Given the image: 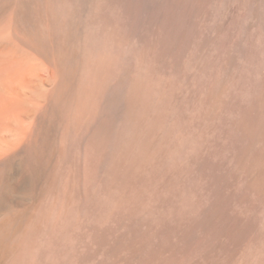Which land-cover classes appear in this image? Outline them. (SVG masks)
I'll return each mask as SVG.
<instances>
[{
	"label": "bare ground",
	"instance_id": "obj_1",
	"mask_svg": "<svg viewBox=\"0 0 264 264\" xmlns=\"http://www.w3.org/2000/svg\"><path fill=\"white\" fill-rule=\"evenodd\" d=\"M242 1L245 21L253 22L260 31L256 42H253L244 71L246 74H233L238 58L236 44H228L221 53L216 50L212 53L208 47L212 55L203 63L201 76L193 84L194 91L205 92L199 101L193 102V106L201 111L217 105V113L213 111L211 121L215 122L220 133L229 135L236 144L231 145L232 162L244 177L243 200L252 203V209L258 207L263 210L264 52H261L264 45V0ZM207 2L0 0V206L16 199V190L21 189L20 186L18 189V181L20 178L22 181V177L17 180L14 177H18L15 175L20 173L18 168L22 161L26 162L28 171L35 168V153L26 152L20 157L19 150L26 145L62 147L65 153L61 175L68 178L72 172V155L78 151V122L82 117L89 121L84 130L98 121L102 132L99 140L110 145L116 155L122 146L128 148L132 145L133 132L138 125L133 108L134 96L139 91H135L137 83L166 75L173 78L182 70L190 47L195 44L198 48L205 47V35L199 39L193 27L198 25L196 19L199 14L196 11L206 10ZM241 54L244 55L243 52ZM88 61L96 64L97 71L91 70ZM96 77L99 82L94 85ZM226 79L228 84L225 88ZM221 85L225 90L222 89L223 92L214 96L211 102L207 91L213 93ZM157 97L159 99V95ZM188 119L191 122L189 116ZM188 127V124H182L176 129L183 142L189 140ZM184 146V143L179 144L177 167L172 172L178 174L179 187L156 198L148 212L137 210L135 200L123 191L121 181H116L111 172L107 175L105 166L97 178L94 161L88 163L93 177L77 174L78 183L71 196L69 188L64 192L60 189L59 195L54 190L49 192L44 206L42 203L41 210L40 206L37 209L41 216L36 212L35 224L27 223L32 229L25 230L29 238H35L33 243H38L36 256L31 253L35 264H134L137 258L154 261L150 258L157 251L161 253L173 248L172 241L168 245L169 238L181 227L186 228V233H190L191 227L196 231L204 219L209 224L211 220H220V225L216 226L212 249L190 250L188 255L194 260L192 264L209 261L211 264H230L229 255L250 233L255 219L248 221L233 216L235 213L230 214L228 202L231 199H228L223 178L227 168L207 160L201 161L195 152L186 155L184 150L187 147ZM193 159L201 161L203 170L211 167V190L206 201L202 177L193 176L184 183L186 171L191 170L188 162ZM13 173L14 179L11 178L8 184ZM232 196L235 197L234 194ZM196 199L199 209L190 221L185 219L184 213L173 212L177 204L187 205L189 201L188 206H192ZM4 207L5 204L0 207V264H29L28 260L23 263L26 256L22 262L16 261L26 225H20L18 210H3ZM25 243L28 245L27 241ZM168 257H173V254ZM258 264H264V259Z\"/></svg>",
	"mask_w": 264,
	"mask_h": 264
},
{
	"label": "rangeland",
	"instance_id": "obj_2",
	"mask_svg": "<svg viewBox=\"0 0 264 264\" xmlns=\"http://www.w3.org/2000/svg\"><path fill=\"white\" fill-rule=\"evenodd\" d=\"M207 1L209 3L207 2L206 10L200 9L196 11L199 14L198 19H196V24L198 25L193 27L194 30L196 28L195 31H197V35L199 36V39L205 35L206 37L204 40L205 47H203V49L205 50H203L201 47L198 48L197 44L190 47V49L187 51L188 53L184 57L182 70H180L178 74H175L173 78L171 75H166L156 79L149 78L147 80H142L137 83L136 86L137 89H135V91L139 90L137 92L139 93L141 92V94L139 95V93L136 92L133 100L134 101L133 108L135 110L136 117H138V125H136L133 132L134 136H133L132 145H130L128 148H124L122 146L119 149V154L116 155L115 151L112 150L110 145H104L99 140L101 138L102 132H100L99 123L97 124L98 121H94L93 125H91L92 127L90 126L89 129L84 130L83 129L84 125L87 124L89 121H87L86 117H82L81 120L78 122V128H79L78 131L80 135L79 136L80 142H78L77 145L78 151L76 154L74 153L72 155L71 158L72 172L71 174L69 173L67 179H65L64 176L62 177L61 175V170H62L61 163L63 161V156L65 151L62 147L59 148V145H26L24 148H21L19 150L20 157L22 155H25L26 152L27 153L33 152L36 154V155L34 154L35 159L37 158L34 164L35 168H32L33 170L32 172L28 171L26 162L24 160L19 165L20 166L19 168L18 166L16 167L18 168L20 175L16 174L15 171L17 170L15 169L14 173L16 175L14 173L11 174L9 177V182L7 183L8 184L11 183V181L14 178H15L14 180H17L20 177H22V181L21 178L18 181V183L20 182L19 183L20 185L17 184L18 189L19 186L21 188L19 189L20 191L16 190L17 200L14 199V200H10V202L7 201L6 203L3 204L1 203V206L5 204L3 210H9V209L18 210L20 215L19 217L21 218L20 225L27 226L23 228L24 231L25 230L28 231L29 228H30L29 230L32 229L30 224H32L34 221L36 222L37 219L36 212H38L41 216V211L39 212L37 209L42 203L43 205L41 206H44V203H46L45 199L48 197L49 192L54 190V192L57 191L58 193L60 189L63 192L64 190L66 191V189L67 191L70 189L69 196H71L72 192L74 191L73 189L76 188L78 183V182L76 183L77 174H80L81 177H86L87 175L93 177L92 172H90L91 168H89L90 166L89 164H91L90 161H94L95 165L97 166L96 167L97 178H100L99 176L101 174V170H104L102 168H104L105 166L106 170H108L107 175L111 172V174L115 176L116 181H121L122 183L121 186L123 191L126 192L130 196V198H133L135 200V204H136L135 207L137 208V210L140 213H142L143 209H145L148 212L149 209L152 207V204L154 203V200L156 198L163 197L167 193L173 192L176 189V187H179V183L176 180L178 174L174 175L172 172L175 171L177 167V161H178L177 153H178L179 144L181 145V143H184L185 144L184 147H187L184 150V152H186V155H190L193 152H195L197 156H200L199 158L201 161L207 160L210 161V163L214 162L216 166L220 165L222 168H227L226 172H223V178L226 180V193H228V199L229 198L231 199V202L229 201L230 199L229 200L227 199L229 201L228 204L230 203L228 206V208L230 209V214L235 213L233 216H237L240 218L243 217L242 219L248 221L255 219L254 220L255 222L252 226L250 233L245 237V239L242 241L239 247L234 249V252H232L229 255L230 264H258L260 260L264 259V208L263 210H261L258 207L256 209H252L251 207L252 203H250L247 199L243 200L244 199L243 196H245L244 177L242 176L241 172L239 173L237 171L234 163L232 162L233 148H231L232 147L231 145H236V144L230 139L229 135L220 133L218 128H216L217 126L215 125V122L211 121L212 115L214 113H217L216 104H213V106L210 107L209 109L205 108V110L203 109L201 111L195 109L193 106V102L199 101V99L202 97L201 95H203L205 92L201 90L194 91L195 89L193 88V84L196 82L198 78H200L202 65L206 61H209L210 55H212L213 50L214 51L216 50L218 53H221L222 50L227 49L228 44H231L232 46L236 44L237 46L236 54L238 58L236 61L237 66L234 67L233 74L235 73L234 75L236 74L244 75L246 74L245 72L248 66L247 63L250 52L252 51L253 46L255 44L253 42H256V38L257 36H259L260 31L258 30L256 24H254L253 22L245 21V17H244L245 8L242 6L243 4L242 0H223V1L207 0ZM120 4L122 3L120 2ZM214 6L216 7V9ZM235 22L238 23L236 24ZM238 24H240L241 26L239 25V27H237ZM227 27H229L228 28L229 30L227 29ZM243 37L244 38L246 37L247 39L245 38L244 40ZM213 46H216V48L214 49ZM208 47H210L212 51ZM209 50L212 53H210ZM242 52L244 53V55L241 54ZM263 52H264V45L261 54ZM239 63L240 65L242 64V67L239 65ZM88 65L91 67V70L97 71V66L94 62L88 61ZM243 66H245L244 69ZM239 69L242 70L241 72L244 71L245 72L241 73ZM209 78H211V76H209ZM209 78L207 79L206 84H208ZM75 79L78 80L77 77ZM96 79L97 77L94 79L95 80L94 85L96 84V82L97 84L99 82V80ZM227 84H228V80L226 79V82L224 83L225 86L224 85L223 86L226 88ZM223 86L221 85L219 88H217L216 91H213V93L211 92V90L207 91L210 94L209 99L211 100V102L214 96H216L217 94H221L223 90H225ZM157 95H159V99ZM157 104L159 106H157ZM190 105L192 106L191 112H190ZM157 109L159 110L157 111ZM188 116L192 123L190 121L189 122L187 121L189 120ZM178 123H182L183 125L188 124L189 127L187 129V135H190L189 140L187 141L185 140L183 142V140L180 139L179 135L176 134L177 127H179V125H182ZM80 125L82 126L80 127ZM144 129L145 131H143ZM173 140H175V142ZM88 157L91 159H89ZM202 157L204 158L202 159ZM200 160L194 161L193 159L192 162L191 160L188 162V165L191 167V170L188 169L186 171L187 177L184 183L189 182V180L192 179L193 176L195 178L202 177V182L205 192L203 197L204 200L206 201L208 199L209 192L211 190V167L208 170H203L202 163ZM26 172L28 173V175H30V177L26 174ZM214 173H215V169H214ZM24 174L27 175L29 178L27 176L24 177ZM14 175L18 177L16 178L14 177ZM60 177L62 179H59ZM239 188L241 190H239ZM233 194L235 197L232 196ZM236 198L237 201H235ZM188 204L189 201L187 205H185L184 203H179L177 204V206L175 205L176 207L173 208L172 210L175 214H179V212L180 214L184 213L185 219H189L188 221H190L191 218H195L197 215V210L199 209V202L196 199L194 205L188 206ZM41 206H40V210L42 208ZM35 222L33 223V225L35 224ZM219 225H220V220L218 222L211 220V223L209 224L207 220L204 219L196 231L191 227L190 233H186V228L181 227L173 237L169 238L168 241V245L170 244V241H172V247L174 249L168 248L162 251L161 253L160 251H157V253L152 258H150L153 259L154 261H150V262L143 260V258H137L134 261L135 262L134 264H157V263L158 264H192L194 260H192L188 255L190 250L194 248L197 251H202L210 248L212 249V243L215 237L216 226ZM255 230H257L259 233L256 232ZM26 231L23 232L22 235L23 244H20L19 248L17 249L19 250L18 251L19 253L25 250L23 253H21L24 255L18 254L17 252L16 261L22 262V260L26 256L25 260H23V263H25L28 260L29 264H35V259H33L31 256L32 255L36 256L38 243L37 241L33 243L35 238L33 237L29 238L27 235L28 232ZM253 231H255L256 233ZM24 240L28 242V245L27 243H25ZM21 245L22 246L25 245V248L24 246L22 247ZM28 249L29 250L31 249V251H28ZM148 252L146 254H148ZM171 254H173V257H168V255ZM29 255L30 257H28ZM21 256L22 259L19 260V257L21 258ZM206 264H211V261L207 262Z\"/></svg>",
	"mask_w": 264,
	"mask_h": 264
}]
</instances>
